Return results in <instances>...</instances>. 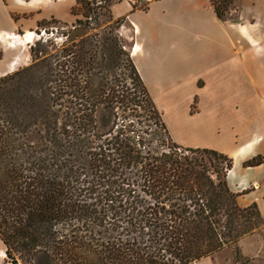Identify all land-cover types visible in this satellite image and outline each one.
<instances>
[{
    "label": "trees",
    "instance_id": "16d2710c",
    "mask_svg": "<svg viewBox=\"0 0 264 264\" xmlns=\"http://www.w3.org/2000/svg\"><path fill=\"white\" fill-rule=\"evenodd\" d=\"M82 1L84 18L67 43L40 63L37 52L49 51L32 45L34 62L0 78L7 261L192 264L233 247L235 264H246L238 242L264 219L257 203L243 207L231 190L233 158L173 140L130 51L112 29L90 34L97 18L91 1ZM211 2L219 19L237 21L238 0ZM121 66L129 85L116 78ZM101 107L115 113L105 132ZM262 163L259 154L244 165Z\"/></svg>",
    "mask_w": 264,
    "mask_h": 264
},
{
    "label": "crops",
    "instance_id": "0c3cea01",
    "mask_svg": "<svg viewBox=\"0 0 264 264\" xmlns=\"http://www.w3.org/2000/svg\"><path fill=\"white\" fill-rule=\"evenodd\" d=\"M136 1L113 2L110 12L123 20L118 32L168 132L183 146L233 158L231 190L241 206L257 203L264 219V163L244 165L264 156V0H238L237 21L219 19L211 0ZM77 4L0 0V78L32 59L29 32L55 19L73 23ZM238 246L246 264H264V227ZM0 264H11L1 240Z\"/></svg>",
    "mask_w": 264,
    "mask_h": 264
},
{
    "label": "rangeland",
    "instance_id": "374dc122",
    "mask_svg": "<svg viewBox=\"0 0 264 264\" xmlns=\"http://www.w3.org/2000/svg\"><path fill=\"white\" fill-rule=\"evenodd\" d=\"M90 1L92 3L90 6L94 8L93 9L94 12H92L91 14L97 18V20H94V22L91 24L93 29L90 31V34L95 33L98 36H105L109 34L110 30L112 29L114 34L118 36L121 43L124 44V48L129 51L128 49L129 43L126 42L118 32V29L123 23V20L121 18L118 19L114 18L110 12V4L118 0H90ZM77 3L78 4L74 8L75 13L79 15L77 18H84L83 13L86 11V8L83 5V1L77 0ZM136 4L143 5L145 4V2H143V0H137ZM76 20L73 23H67L55 19L47 22L42 26V28L46 30L47 33L46 37H48V39L45 40L44 37L37 39V37L35 36L34 39L32 40L33 43L31 44V46L32 45L36 46V43L41 42V44H43L44 47L48 49L49 53L42 54L38 51L37 54L39 57L36 59L37 63L42 62V60L46 56L56 53L57 51L56 48L62 47L63 44L67 43L68 40L67 35L71 32L72 26L76 22ZM37 32H39V30H37ZM31 58L32 59L29 61L28 64L19 67L16 70L32 64L34 62L33 56ZM128 72L129 71L124 66H121L120 68L117 69L116 78L120 80L121 84L124 83L125 84L127 83L128 85L130 84V80L128 78ZM110 78L113 79V77L111 76ZM113 80L117 82L116 79ZM115 111H120V110L115 109ZM137 111L138 114H144V110L141 108H139ZM131 118L137 122V119L144 120L145 116L143 115H140L138 117L131 116ZM97 120L101 132L108 131L112 127L113 122L115 120L114 110L105 109L103 107L99 108L97 112ZM162 132H163V136L168 139L167 135L169 134H167L166 130L163 129ZM212 258L215 259L216 264H235L233 247L223 248L219 252L214 253L212 255Z\"/></svg>",
    "mask_w": 264,
    "mask_h": 264
},
{
    "label": "built area",
    "instance_id": "2783aa9c",
    "mask_svg": "<svg viewBox=\"0 0 264 264\" xmlns=\"http://www.w3.org/2000/svg\"><path fill=\"white\" fill-rule=\"evenodd\" d=\"M38 30H39V32H37V31L34 32L36 34L37 39L44 37V39L47 40L48 37H46V35H47L46 30L44 28H40Z\"/></svg>",
    "mask_w": 264,
    "mask_h": 264
},
{
    "label": "bare ground",
    "instance_id": "6f19581e",
    "mask_svg": "<svg viewBox=\"0 0 264 264\" xmlns=\"http://www.w3.org/2000/svg\"><path fill=\"white\" fill-rule=\"evenodd\" d=\"M34 34H35L34 32H29L28 35H27V37H26V36H23V37H26V40H27V41H31V40H33L34 37L36 36V35H34ZM17 37H19V36L17 35Z\"/></svg>",
    "mask_w": 264,
    "mask_h": 264
}]
</instances>
